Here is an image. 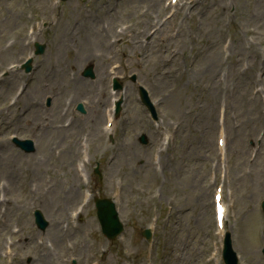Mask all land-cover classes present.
I'll list each match as a JSON object with an SVG mask.
<instances>
[{
	"label": "rangeland",
	"instance_id": "374dc122",
	"mask_svg": "<svg viewBox=\"0 0 264 264\" xmlns=\"http://www.w3.org/2000/svg\"><path fill=\"white\" fill-rule=\"evenodd\" d=\"M9 1H12L14 4H18L19 0H0V18L6 17L2 15V11L6 12V6ZM20 10L29 15L30 17L41 12L43 7H47L50 0H20ZM86 0H79L71 2L73 6H76L75 3H83ZM107 0H90L98 4L100 7H105ZM136 2V0H124V4L128 2ZM106 8H111L107 13H104L100 16L96 24L90 23L93 28V33L89 36L88 40L81 46H77V49L80 48L79 55L91 56L93 52L103 51V58L106 55L111 54L114 58H118L115 54V48H112V38H118L120 34L116 32L115 26L120 24L123 21V18L119 16L118 6L115 4L114 0H110V4ZM52 9V8H50ZM25 16V17H26ZM208 18H213L212 13H207L205 15V20ZM216 21V20H215ZM18 22V20H17ZM10 29L11 35L19 34L18 23ZM106 25V27H104ZM91 28V29H92ZM211 29H214V25L207 24L206 32H209ZM229 34V31H224L219 35L220 42L222 38ZM213 34H210L209 38L212 39ZM255 41V40H254ZM256 45H252L250 42L251 48H256L260 50L264 48V43L256 41ZM219 44H216L215 50L212 52L210 47L205 48L200 53V59H203L204 64L205 55H211V53L219 59L218 56L222 55L221 50H219ZM65 51L62 53L63 58L65 59ZM46 63H49V59L46 58ZM217 63V62H215ZM206 65V64H205ZM207 66V65H206ZM214 66V65H212ZM232 75L236 73V69L230 66ZM189 83V82H187ZM168 86V84H165ZM247 88L250 91L249 84L246 81H242L238 85V91L233 90V82L227 81L223 84L222 97L230 104L234 105L237 113L241 115V118L244 120V125L246 127L245 133L247 136L254 135L257 130L264 128V120L260 114L259 110H253L250 107V102L243 101L241 96L243 95V89ZM215 88L212 89V92ZM210 92L212 98L213 94ZM159 95H162L161 92L157 91ZM175 99V93L166 98L170 107L175 109L173 104ZM240 101H238V100ZM247 118V121H246ZM242 125V127H244ZM201 131L204 133L203 136H206L212 132L210 127L201 128ZM184 139L177 138L174 144L169 149V157L167 160L168 167L172 169L171 173L167 174L169 178L176 170L178 175L176 177L177 186L175 188V194H181L182 198H188L181 206L176 209H173L172 218L167 222V226L162 229V234L167 238L168 244L171 239L181 247V250L177 253V263L175 264H202L203 258H200L202 255L201 242L205 237V232L211 230V215L210 208L208 205V197L201 190V185L199 183L200 177L197 172H203L204 168L201 161L204 158V154L199 151L200 141L203 136H196L197 132H191L189 130L184 131ZM189 140V141H187ZM199 141V142H198ZM209 142V141H207ZM199 143V144H198ZM144 150L135 153L133 148H128L127 152L120 154L122 160L128 158L129 161L126 164L127 173L123 176V182L125 184V208L130 210V214L134 217V209L137 210V213L140 217H145V214L153 212L154 210V183L151 181L152 172L149 170V167L142 164L143 161H139L140 154ZM116 166L123 165L122 163H116ZM247 166L245 165L242 179L243 184L241 187H247L249 190V181H247ZM244 199L247 200V197L244 195ZM242 199V212L244 213L243 217L247 218V211L244 209L248 206V201ZM194 210V217L192 213ZM141 220V218H140ZM247 220V219H246ZM246 247L249 248L252 258L246 260L248 264H264V259L261 258L259 251L257 250V244H252L251 242L247 244V241L244 238ZM208 248V245H207Z\"/></svg>",
	"mask_w": 264,
	"mask_h": 264
}]
</instances>
